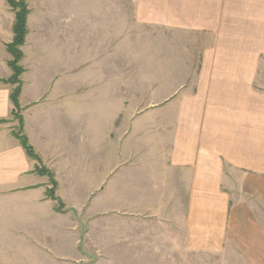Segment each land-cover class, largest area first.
Masks as SVG:
<instances>
[{
  "label": "crops",
  "instance_id": "0c3cea01",
  "mask_svg": "<svg viewBox=\"0 0 264 264\" xmlns=\"http://www.w3.org/2000/svg\"><path fill=\"white\" fill-rule=\"evenodd\" d=\"M138 1L148 22L200 35L192 87L163 104L162 121L147 126V142L119 144L109 153L105 137L92 153L84 128L78 144L76 134L71 139L68 107L58 104L73 91H25L22 82V133L53 175L54 195L63 204L57 211V200L46 194L49 177L35 172L37 163L13 134V86L0 81V240L71 231L70 209L78 212L84 200L76 205L68 193L87 189L74 183L76 176H107L114 169L116 245L130 240L134 252L158 264H264V0ZM48 12L38 9L37 15ZM32 14L21 63L28 60ZM13 22L14 12L0 0V79L12 74L6 44ZM72 37L75 42L74 30ZM53 44L59 47V41ZM136 128L139 136V121ZM144 144L146 151L140 150ZM96 192L108 206L103 187ZM93 218L89 212L87 223ZM91 237L83 231V238ZM82 254L71 264L84 263Z\"/></svg>",
  "mask_w": 264,
  "mask_h": 264
},
{
  "label": "rangeland",
  "instance_id": "374dc122",
  "mask_svg": "<svg viewBox=\"0 0 264 264\" xmlns=\"http://www.w3.org/2000/svg\"><path fill=\"white\" fill-rule=\"evenodd\" d=\"M17 1L24 2L33 14L32 33L26 47L28 60L19 62L23 71L25 67L28 72L14 74L13 79L24 82L25 91H73L58 104L68 107L69 126L73 129L70 137L76 134L78 144L77 133L84 128L87 140L91 139L92 153L99 151L96 145L100 139L104 143L105 137L109 153H115L119 144L132 148L131 143L147 142V126L151 121H162L163 104L178 96L182 87L193 85L200 35L170 28L162 22H148L147 12L138 11L141 1ZM38 9L49 11L48 15L40 17ZM140 13L145 15L141 17ZM42 18L44 21L40 23ZM68 29L75 33V42L70 35V49ZM54 39L59 41V47L53 44L58 42ZM15 123L13 130L18 133L19 126ZM140 146V150L146 151L147 145ZM38 165L49 172L46 175L52 185L51 172L41 162ZM113 170L107 174L108 183L104 172L76 176L74 183H81L87 189L68 193L76 205L84 200L78 212H75L77 207L70 209L71 231L60 232L53 238L0 240V264H71L73 257L83 252L87 260L80 264H158L134 252L130 240L129 246L116 245L120 226L113 202L116 194ZM100 186L109 198L108 206L96 192ZM90 190L93 191L89 193ZM56 200L55 210L62 211L63 204L61 207V201ZM89 212L94 217L90 224L87 223ZM84 230L90 231L91 239L83 238ZM102 233L108 236L101 237ZM75 235L80 238H73ZM74 244H79L77 249Z\"/></svg>",
  "mask_w": 264,
  "mask_h": 264
},
{
  "label": "trees",
  "instance_id": "16d2710c",
  "mask_svg": "<svg viewBox=\"0 0 264 264\" xmlns=\"http://www.w3.org/2000/svg\"><path fill=\"white\" fill-rule=\"evenodd\" d=\"M7 5L14 12V22L12 25V40L6 44V50L10 54L11 59L8 61V66L12 71V75L7 79H0L2 82L9 83L13 86L11 92V101L13 103V116L16 117L18 121L19 131L14 132L13 134L19 140V143L25 150L28 157L35 160L37 165L35 166V172L41 174H48V171H45L38 165L40 163L39 156L34 152V149L29 144L27 137L22 133V118L20 115V111L18 108V95L21 89V82L19 80L13 79V75H20L23 72L22 67L19 65L20 60L22 59L23 52L21 50V46L25 41V36L27 34V15L29 13L26 4L22 1L17 0H6ZM52 175V174H51ZM56 186L55 181H52L51 188L49 189L47 196L52 199H57L54 195V188ZM62 207V203H60Z\"/></svg>",
  "mask_w": 264,
  "mask_h": 264
}]
</instances>
